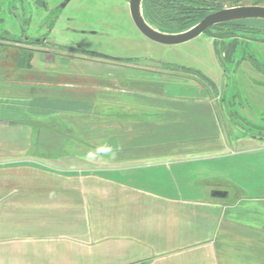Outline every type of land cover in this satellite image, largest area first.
<instances>
[{
  "label": "crops",
  "instance_id": "1",
  "mask_svg": "<svg viewBox=\"0 0 264 264\" xmlns=\"http://www.w3.org/2000/svg\"><path fill=\"white\" fill-rule=\"evenodd\" d=\"M29 49L0 55V264H264V138L205 82Z\"/></svg>",
  "mask_w": 264,
  "mask_h": 264
},
{
  "label": "rangeland",
  "instance_id": "2",
  "mask_svg": "<svg viewBox=\"0 0 264 264\" xmlns=\"http://www.w3.org/2000/svg\"><path fill=\"white\" fill-rule=\"evenodd\" d=\"M80 0H76L61 13L46 16L47 25L53 24V32L50 36L62 44L72 43L81 49L95 51L120 57H131L137 55L147 59L159 62V68L164 66H181L200 71L210 78L222 92L223 101L226 103V111L232 116V122L226 121L225 125L229 126L238 136L244 137L249 135L256 138H264V43L258 42L264 38L262 35L252 33H240L238 37L239 47L232 62L225 61L222 55L216 52L213 38L229 34L228 29L214 28L209 33L213 38L204 33L189 42L166 46L152 42L144 37L134 26L127 6H124L123 0H99L101 2V11H90L81 9ZM222 7H232L237 5L233 0H216ZM81 2V1H80ZM261 4L264 6V0H242L239 5ZM90 5V4H88ZM87 5V6H88ZM107 6V7H105ZM33 18L39 20L42 18V12L34 10ZM68 18L71 20L68 21ZM0 34L9 31L12 34H21L13 18L9 16L6 9V1L0 0ZM118 24L117 28H126L132 32L131 38L127 37L126 42H103V38L98 40L95 36L81 35L77 33L81 29L101 28L108 31L109 26ZM122 28V29H123ZM114 29L110 32L113 33ZM127 34L126 31H124ZM121 34V33H120ZM26 35L30 37H39L42 35L41 29H26ZM114 35V34H113ZM134 39L138 41L135 42ZM108 40V39H107ZM220 44L221 40L219 39ZM257 41V42H256ZM229 43V40L224 41ZM0 48V55H1ZM3 58L5 62L14 61L19 52L13 51V55ZM246 53V55H244ZM26 55V54H24ZM252 55L256 62L243 61ZM17 62V59H16ZM176 73H182L176 71ZM177 95H187L186 87H173ZM233 125V126H232ZM233 132V131H232Z\"/></svg>",
  "mask_w": 264,
  "mask_h": 264
},
{
  "label": "flooded vegetation",
  "instance_id": "3",
  "mask_svg": "<svg viewBox=\"0 0 264 264\" xmlns=\"http://www.w3.org/2000/svg\"><path fill=\"white\" fill-rule=\"evenodd\" d=\"M6 1V9L9 13V16L13 18L19 28H21V34H12L9 31L5 32L4 34H0V48H11L14 51L26 53L27 51H33L29 49L30 47H42V53L43 52H50L51 50L55 51H61V52H77L83 55H88L91 57H96V58H101V59H109V60H114V61H129L127 57H120V56H115V55H109L105 53H99L95 51H88L86 49H81L79 46H75L72 43L69 44H62V43H57L49 33L53 32V24L50 25V28L47 25V19L46 16L48 15H53L55 13H61L62 10H66L70 4L76 0H4ZM81 1V2H80ZM80 6L81 9H84V11H101L102 7L99 2V0H80ZM129 2L130 0H123L124 6L126 5L127 8L124 10L128 9L127 12L130 14V9H129ZM90 4V5H88ZM88 5V6H87ZM125 6V7H126ZM264 7L261 4H254V5H236L232 7H222L221 10L223 9H232V8H238V7ZM107 7V6H105ZM36 10L37 12L40 11L42 12V18L39 20H36V18H33L34 16L32 15V12ZM220 11V10H219ZM217 12V11H215ZM213 13V12H212ZM131 18V14H130ZM71 19L68 18V21ZM132 20V18H131ZM248 21V20H246ZM249 21H256V20H249ZM264 21V20H261ZM133 22V20H132ZM241 22V21H239ZM1 24V20H0ZM134 24V22H133ZM118 24H113L112 26L107 27L108 31L101 30V28H89V29H81L78 30L77 33L81 35H88V36H95L96 39L100 40L103 38V42H115V41H122L126 42L129 41L127 40V37L131 38L132 32L126 28L121 27V29L117 28ZM225 25V24H223ZM248 27H244L243 30L245 32H239L238 28L233 27V28H220V29H228L230 30L229 34H226L225 36H221L217 38L216 36H213L209 33L214 27H218L221 25L213 26L207 29L204 33L209 34L213 38L214 46L216 48V52L219 55H222L223 59L225 61L232 62L234 56L236 55V52L239 47V42L238 37L241 35L240 33H252V34H258L262 35L264 33V24L255 22V23H250ZM135 26V24H134ZM136 27V26H135ZM42 28V35L39 37H30L26 35V29H41ZM123 28V29H122ZM111 29H114L113 33L110 32ZM137 29V27H136ZM138 30V29H137ZM124 31L127 32V34L124 33ZM139 31V30H138ZM247 31V32H246ZM121 33V34H120ZM140 33V32H139ZM203 33V34H204ZM114 34V35H113ZM131 34V35H130ZM141 34V33H140ZM202 35V34H201ZM108 39V40H107ZM221 40V44L220 41ZM229 40V43H225L224 41ZM135 42H137V39H134ZM257 42V41H256ZM258 42L264 43V38L261 40H258ZM246 55V53L244 54ZM248 61L253 63L256 62L255 58L252 55H249L248 58L244 57L243 61ZM174 67V66H173ZM175 71L182 72L184 74H191L195 76L196 78L200 79L202 82H205L207 87L214 92L218 103L222 107V117L225 121L232 122V124L235 125L232 121V116L227 113L226 111V103L223 101V95L222 92L218 89L217 85L207 78L205 74H202L200 71L191 69V68H185L181 66H175L173 68Z\"/></svg>",
  "mask_w": 264,
  "mask_h": 264
},
{
  "label": "trees",
  "instance_id": "4",
  "mask_svg": "<svg viewBox=\"0 0 264 264\" xmlns=\"http://www.w3.org/2000/svg\"><path fill=\"white\" fill-rule=\"evenodd\" d=\"M237 5L242 0H233ZM236 6V5H235ZM222 9L216 0H143L142 12L145 20L152 27L163 33L179 34L196 26L201 20L212 12ZM263 23L264 21H241L229 23L214 28H238L245 32L244 27L250 23ZM247 32V31H246ZM24 60L29 63L33 51L24 53ZM23 60L22 58H20Z\"/></svg>",
  "mask_w": 264,
  "mask_h": 264
},
{
  "label": "water",
  "instance_id": "5",
  "mask_svg": "<svg viewBox=\"0 0 264 264\" xmlns=\"http://www.w3.org/2000/svg\"><path fill=\"white\" fill-rule=\"evenodd\" d=\"M142 5L143 0H130L129 2L130 14L135 26L147 39L166 46L179 45L194 40L213 26L246 20H264V7L254 6L223 9L207 15L196 26L183 33L169 34L160 32L148 24L142 12ZM226 195V193L221 191L213 193V196L220 198L226 197Z\"/></svg>",
  "mask_w": 264,
  "mask_h": 264
}]
</instances>
